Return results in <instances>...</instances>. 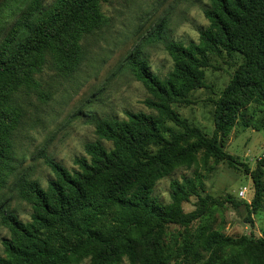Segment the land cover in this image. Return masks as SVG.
<instances>
[{
	"label": "trees",
	"instance_id": "trees-1",
	"mask_svg": "<svg viewBox=\"0 0 264 264\" xmlns=\"http://www.w3.org/2000/svg\"><path fill=\"white\" fill-rule=\"evenodd\" d=\"M110 0H31L0 42V181L12 168L15 135L25 115L18 94L35 83L51 55L65 74L77 69L82 57L79 41L107 24L102 8ZM209 26L198 42L170 41L165 50L174 66L165 79L155 74L141 50L128 59L127 69L146 88L144 104L154 113L128 112L127 118H96L97 140L85 145L75 170L47 156L54 177L46 187L21 178L19 198L32 212L30 220L2 211L10 231L0 264H73L90 257L91 264H171L172 254L154 260L143 246L158 252L171 226L189 227L203 220L212 204L238 205L231 197L200 196L199 207L185 212L183 203L198 195L192 180L172 182V202L155 195L160 171L175 164L192 165L204 152L217 160L236 161L223 150L222 139L238 122L247 102L264 104V0H207ZM164 25L154 38L162 39ZM71 41V42H70ZM239 54L243 63L216 102L215 130L209 137L174 110L190 105V94L204 88L211 55ZM27 69V70H25ZM243 115V114H242ZM241 115V116H242ZM112 145L108 149L103 142ZM251 174L255 195L251 211L264 203V158ZM198 244L185 246L177 264H264L262 236L201 234ZM180 256H178L179 259Z\"/></svg>",
	"mask_w": 264,
	"mask_h": 264
},
{
	"label": "rangeland",
	"instance_id": "rangeland-1",
	"mask_svg": "<svg viewBox=\"0 0 264 264\" xmlns=\"http://www.w3.org/2000/svg\"><path fill=\"white\" fill-rule=\"evenodd\" d=\"M29 2L0 0V42ZM44 2L50 5L55 0ZM209 5L207 0H110L102 8L107 24L79 41L82 57L74 72L65 74L51 55L46 56V63L34 73L35 83L29 89L23 87L18 94L25 115L15 135L12 168L0 181L1 254L4 240L10 238V231L2 223V211L13 212L25 222L32 212L31 206L19 198L17 182L26 177L46 187L54 177L45 163L47 156L69 170L77 169L75 159L87 156L85 145L98 138L96 118L123 120L128 112L154 113L144 104L149 96L146 88L127 69L129 57L141 50L151 70L165 79L174 66L165 44L198 42L200 31L209 26L204 14ZM161 25L164 35L158 40L154 35ZM211 62L212 67L205 70L206 86L189 96L192 103L173 105L175 111L209 137L215 130L216 102L244 61L239 54L223 52L221 56L212 54ZM241 115L230 134L222 139L223 150L235 156L236 161L208 158L200 152L192 165L179 163L160 171L154 185L155 195L169 204L172 182L192 180L199 194L183 203L185 212L197 209L200 196L207 195L216 199L231 197L238 205L212 204L203 220L189 227L171 226L157 253L143 246L142 251L154 260L172 254L171 264H177L175 259L183 261L185 246L198 244L200 235L211 231L231 237L262 236L264 203L259 210L251 211L255 189L246 169L255 170L264 158V104L247 102ZM103 143L112 148L111 143ZM73 264H91V258ZM122 264L133 263L125 256Z\"/></svg>",
	"mask_w": 264,
	"mask_h": 264
}]
</instances>
